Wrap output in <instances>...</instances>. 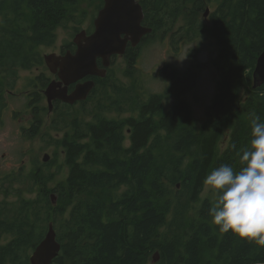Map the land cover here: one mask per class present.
<instances>
[{"label": "trees", "instance_id": "16d2710c", "mask_svg": "<svg viewBox=\"0 0 264 264\" xmlns=\"http://www.w3.org/2000/svg\"><path fill=\"white\" fill-rule=\"evenodd\" d=\"M186 1L141 0L144 21L155 39L164 36ZM207 3L218 4L213 35L220 47L214 59L220 77L207 110L209 122L198 128L189 104L180 98L193 87V74L181 76L165 66L162 77L174 82L146 99L133 86L116 83L110 69L105 77H93L95 88L79 103L87 105L99 94L105 97L92 119L75 112L56 119L58 110L53 108L56 126L69 128L60 141L69 167L66 182L49 189L54 173L51 164H42L32 174L40 188L34 199H22L13 207L0 203V232L11 235L0 246V264H32L31 255L51 224L61 244L52 264H147L156 253L154 264H264V247L211 223L210 199L202 202L196 218L188 217L189 204L204 190L205 176L222 164L239 166L251 139L252 115L264 120V84L252 86L245 98L241 95L254 83L257 59L264 51V0H197L195 5L203 10ZM85 16L78 0H0V98L15 84L19 68L44 63L36 46L52 44L57 27L70 21L81 24ZM75 30L81 31L79 26ZM68 44L76 50L74 42ZM138 56V50L128 49L132 74ZM43 77L37 78L45 82ZM43 82L45 89L48 83ZM41 96L35 91L31 101ZM169 98L175 100L165 110ZM113 110L130 115L116 119L102 114ZM34 114L32 136L42 121L35 108ZM179 181L184 190L173 200L168 186Z\"/></svg>", "mask_w": 264, "mask_h": 264}, {"label": "rangeland", "instance_id": "374dc122", "mask_svg": "<svg viewBox=\"0 0 264 264\" xmlns=\"http://www.w3.org/2000/svg\"><path fill=\"white\" fill-rule=\"evenodd\" d=\"M78 2L80 10L86 13L83 22L77 24L70 21L65 26L57 27L56 38L52 44L36 46L35 50L40 54L44 63L36 64L30 69L19 68L15 84L11 86L12 88L6 87L1 97L0 103L6 104V106L0 115V203H11L10 207L22 199L30 200L37 196L40 188L35 184L32 174L41 170L42 164H51L50 168L54 173L53 180L48 184L49 189L66 182L69 167L65 162V151L60 141L69 128L65 124L66 128L63 127V123L56 126L55 121L60 118L59 115L65 112H75L90 120L97 113L95 107L98 106V102L105 100V97L99 94L87 105L79 104L69 109L59 105L56 119L55 113L57 112L49 111V105L45 98L40 101H35V99L31 101L32 93L38 91L37 89L43 82L37 77L44 75L43 79L48 77V81L55 78L44 57L51 53L60 54L64 46L73 42L75 35L79 32H76V27L87 29L91 25L92 30L98 12L104 5V1L99 4L83 0H78ZM209 7L211 9L206 13V17L204 13L207 6L200 11L197 19H191L187 10L192 6L188 4L186 10L163 34L164 36L142 44L140 54L136 59L134 74L131 73L130 65L125 57L114 58L109 68L113 72L112 75L116 83L126 87L133 86L145 99L151 93L164 92L168 88L167 80L161 74V70L165 66L171 65L180 75L191 72V75L193 74L195 77V83L180 98L185 99L189 104L198 128L203 127L210 120L207 110L214 100L216 84L220 77L219 69L214 62L220 47L213 35V15L218 9V4L210 3ZM2 20L0 17V22ZM190 21H194L195 24L190 26ZM196 23L200 25V28H197ZM90 78L87 77L82 81ZM252 86L253 80L243 88L241 92L243 98ZM107 89L104 88V91ZM110 90L111 88H109ZM174 100L173 98L164 100L165 110L172 106ZM34 108L40 113L42 121L39 132L32 136L29 128L35 119ZM87 110H92L94 113L89 114ZM102 114L116 119H124L130 115V113H121L116 110L106 111ZM125 144H129L128 137ZM190 161L191 159L188 158L186 164H189ZM168 188L171 191L170 197L177 200L178 195L184 190L183 181L171 184ZM51 192L52 199L57 202L58 195L54 191ZM207 199L212 201L213 197L204 187L199 200L189 204V219L197 217V210ZM10 240L9 233L0 232V246L7 244ZM156 255L159 258L158 253ZM154 263L153 258L147 264Z\"/></svg>", "mask_w": 264, "mask_h": 264}, {"label": "water", "instance_id": "95a60500", "mask_svg": "<svg viewBox=\"0 0 264 264\" xmlns=\"http://www.w3.org/2000/svg\"><path fill=\"white\" fill-rule=\"evenodd\" d=\"M144 18L139 0H104L95 19V31L88 35L83 29L76 34L73 40L77 46L75 52L68 50L64 54L46 55L47 66L59 77L52 80L44 91L49 110H53L56 100L69 104L86 100L96 86L92 77H105L113 56L123 54L129 43L137 46L145 35L152 32V28L143 25ZM99 59L102 65H99ZM253 75V88L257 89L264 84V51L257 59ZM87 77L91 78L82 81ZM72 85L75 88L70 90ZM60 249L61 244L51 224L44 240L35 247L31 263L52 264ZM157 259L155 255L154 260Z\"/></svg>", "mask_w": 264, "mask_h": 264}, {"label": "clouds", "instance_id": "9594fccd", "mask_svg": "<svg viewBox=\"0 0 264 264\" xmlns=\"http://www.w3.org/2000/svg\"><path fill=\"white\" fill-rule=\"evenodd\" d=\"M251 139L234 168H213L203 184L212 194L208 209L211 223L221 232L264 247V120L252 115Z\"/></svg>", "mask_w": 264, "mask_h": 264}, {"label": "flooded vegetation", "instance_id": "af4514ba", "mask_svg": "<svg viewBox=\"0 0 264 264\" xmlns=\"http://www.w3.org/2000/svg\"><path fill=\"white\" fill-rule=\"evenodd\" d=\"M104 1V0H103ZM196 1L197 0H187L186 2H185V5H184V7H183V10H182V12L180 13V14H182L185 10H186V8H187V6H188V4H191V6H192V8L191 9H189V10H187V13H189L190 14V16H191V19H197V17H198V15H199V13H200V11H202L201 10V8L200 7H197L196 5H195V3H196ZM139 2L141 3V0H139ZM208 4V3H207ZM141 5H142V3H141ZM209 5L210 4H208V5H206L207 6V8H206V12L204 13V15H205V17L207 16V14L206 13H208L209 11H210V7H209ZM104 6V5H103ZM196 6V7H195ZM143 7V6H142ZM100 10H101V8H100ZM99 10V11H100ZM143 11H144V9H143ZM98 14H99V12H98ZM144 14H145V12H144ZM97 18V17H96ZM144 19H146V18H144ZM147 22V21H146ZM147 24H149V23H147ZM146 23H145V21L143 20V25H147ZM195 24V22L194 21H190V26H193ZM196 26H197V28H200V25H197V23H196ZM91 25H89V27L87 28V29H84V30H86L87 31V34L88 35H90V34H92L94 31H95V21H94V27H93V29L91 30ZM81 30H83V29H81ZM80 32V31H79ZM154 33H150V34H147V35H145L143 38H142V40H141V42L137 45V46H133L131 43H129L128 44V46H127V48H126V50H125V52L123 53V54H117V55H115V56H113V58H112V61H113V59L114 58H117V57H121V58H123V57H125L126 58V60H127V63L130 65V60H129V58L127 57L128 56V49H130V47L132 48V50H138V53L140 54V48H141V46H142V44H144V43H149V42H151V41H153V40H155V37H154V35H153ZM150 35V37L151 38H149L148 36ZM154 37V38H153ZM149 38V39H148ZM146 39H148L147 41H145ZM74 45H76L75 43H74ZM65 49L67 50H71L69 47H68V45L67 46H64L63 48H62V50L60 51V54H64L66 51H65ZM76 49H77V46H76ZM67 50V51H68ZM65 51V52H64ZM72 51V50H71ZM76 51V50H75ZM75 51H72V52H75ZM137 59V58H136ZM99 63H100V65H102V60L101 59H99ZM168 67H171V68H174V67H172L171 65H167ZM51 71V70H50ZM52 72V71H51ZM53 73V72H52ZM54 75H55V78L54 79H52V80H58L59 79V77H58V75L56 74V73H53ZM188 74H191V72L190 73H188ZM182 76V75H181ZM93 78V77H92ZM49 79H48V77H47V79H45V82H47L48 84L45 86V89L47 88V86L49 85V83L52 81V80H50V81H48ZM45 82H43V83H45ZM167 82V84H168V87H170L171 85H172V83L174 82V80L173 79H171V81H166ZM43 84H41L40 85V87H39V89H37V90H40L41 91V93L43 94V96H41V100L43 99L44 100V98L47 100V97H46V95L44 94V91H45V89L43 88V86H42ZM75 88V85H72L71 86V88H70V90H73ZM9 93H12V94H14V92H12V91H9ZM182 96V95H181ZM0 101H1V98H0ZM58 102L59 103H64V101H62V100H56V101H54L53 102V108L55 107V109L56 110H58L57 108H58V106H59V104H58ZM81 101H79V102H77V103H75V105H78L79 103H80ZM72 105H74V104H72ZM6 106V104H1L0 103V108H1V112H3V110L5 109L4 107ZM50 111V110H49Z\"/></svg>", "mask_w": 264, "mask_h": 264}]
</instances>
